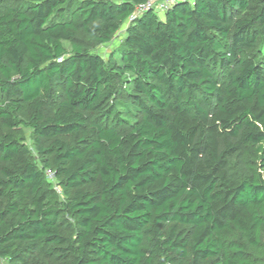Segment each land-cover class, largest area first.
<instances>
[{"label": "trees", "instance_id": "1", "mask_svg": "<svg viewBox=\"0 0 264 264\" xmlns=\"http://www.w3.org/2000/svg\"><path fill=\"white\" fill-rule=\"evenodd\" d=\"M148 1L0 0V264H264V0Z\"/></svg>", "mask_w": 264, "mask_h": 264}, {"label": "rangeland", "instance_id": "2", "mask_svg": "<svg viewBox=\"0 0 264 264\" xmlns=\"http://www.w3.org/2000/svg\"><path fill=\"white\" fill-rule=\"evenodd\" d=\"M75 1H78V0H75ZM112 1L119 2L121 0H112ZM162 2L163 0H155L154 4H157L159 7H161ZM131 22L132 21L129 20L128 22L124 23L121 29L118 31V33H116L113 36V39L106 45H98L91 38L88 39L87 36L83 32H80L78 34L77 39L80 43H82L83 45L91 49L94 53L101 55L105 60H107L109 57H112V56H115L118 59L119 55H117V51L124 44V40H125L124 37L126 34V30L131 24ZM64 45L66 49L68 50V52H71V43L65 42ZM258 51L260 53L262 61H264V42L259 44ZM125 97H126V94H123L122 99L120 101L122 104L120 106V109L121 110L126 109V111H130V110L133 111V109L131 108V105L133 106V104L131 103V101H129ZM128 107L130 109H128ZM27 117H28V111L25 110V112L21 114L20 118L26 121ZM125 117L127 116L125 115ZM9 132H11L14 136L24 140V142L27 144L28 148L30 149V155L32 156L33 160L38 166H41L42 156H40L39 154L38 147L35 143L32 129L27 126L26 127L22 126L15 130H10V129L8 130L5 127V125L2 124V122L0 121V137L3 136L4 134H8ZM251 159H252V156H243V155L241 157L235 158L234 161L232 162V168H233L234 173H236L237 175H242V173L246 172L247 171L246 167L250 165V161H252ZM52 181L54 182V177ZM84 188L94 189L93 186H90L89 188L87 187H84ZM75 231H76L75 225L71 221L63 227V234L69 239H72V240L75 239L74 238ZM52 247L53 246L47 247L46 250H43V251H35L31 253L30 258L37 264H66L68 261L72 259V256L69 254V252L63 251L64 248L57 249L56 251L49 254V250ZM262 248L264 249V247ZM254 259L257 260L256 258ZM191 260H192L191 257H189L186 260L181 261V264H191L192 262ZM260 260H259V263H260ZM212 261H217V260L211 259L209 261L203 262L202 264H210ZM4 264H8V263L4 262Z\"/></svg>", "mask_w": 264, "mask_h": 264}, {"label": "built area", "instance_id": "3", "mask_svg": "<svg viewBox=\"0 0 264 264\" xmlns=\"http://www.w3.org/2000/svg\"><path fill=\"white\" fill-rule=\"evenodd\" d=\"M181 1H188V0H163V2L161 3L162 4L161 7H159L157 4H154L155 0H149L147 4L139 6L138 12L135 16L139 15V13H142L144 11H149V10L156 11L157 14L161 15L165 11L171 9L175 3L181 2ZM48 175H49V179L52 180L53 179L52 173H49ZM56 189L58 193L61 194V190L58 188Z\"/></svg>", "mask_w": 264, "mask_h": 264}]
</instances>
